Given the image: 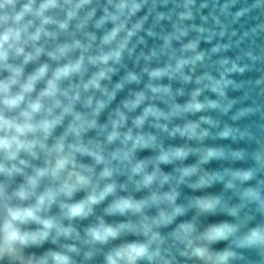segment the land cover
<instances>
[{
    "label": "water",
    "instance_id": "95a60500",
    "mask_svg": "<svg viewBox=\"0 0 264 264\" xmlns=\"http://www.w3.org/2000/svg\"><path fill=\"white\" fill-rule=\"evenodd\" d=\"M47 2L0 0V34L20 33L0 61V83L10 84L0 115L25 123L55 71L82 61L28 121L59 122L19 137L31 147L0 149V264H54V253L108 264L131 245L146 248L133 264H264V0H54L38 14ZM44 65L18 107L3 104ZM61 159L69 162L53 175ZM65 184L75 185L71 195ZM49 191L55 198L37 215L54 226L17 221L26 242H8L9 209L31 208ZM125 200L139 210H115ZM80 203L86 214L70 217ZM221 225L225 238L209 239ZM107 227L116 235L93 238Z\"/></svg>",
    "mask_w": 264,
    "mask_h": 264
},
{
    "label": "clouds",
    "instance_id": "9594fccd",
    "mask_svg": "<svg viewBox=\"0 0 264 264\" xmlns=\"http://www.w3.org/2000/svg\"><path fill=\"white\" fill-rule=\"evenodd\" d=\"M54 5V0H48L47 3L42 4L40 6V10L38 14H42V12L47 9L49 6ZM2 6V5H0ZM31 9V3L28 5H25L23 8V11L16 15L15 20L19 22L23 19V16L25 13L30 12ZM47 22V21H45ZM20 33L18 31H14L12 29H9L8 31L4 32L3 34H0V61H3L6 59V52L3 50L4 45L9 42L10 39H19ZM39 37V32L36 33V35L33 37V39H37ZM22 51V50H21ZM26 59H31V57H27ZM107 59V58H105ZM82 61H77L75 64H68L61 68H58L55 73L53 74V77L48 82L47 88L40 94V98H38L36 101L29 104V110L22 113V115L25 117L26 122L23 124L16 123L14 121L7 120L3 115H0V130L3 131H14L16 135H13L11 137L4 136L0 137V149L4 150H10L12 148V145L15 144L17 148H23V147H31V145H25L22 141H20L19 137L28 133V132H35L37 129L43 130L45 133L49 132L52 127L55 126L56 123L59 122V119L55 120H43L39 124L33 125L32 123L28 122L31 121L33 114L39 113L43 109V105L41 103V99L43 97H55L58 92L57 87V81H59L62 78L70 76L73 72H77L80 70ZM18 74V72H17ZM47 74V65L42 66L36 74L31 76L27 83L22 86V91L20 94L14 96V97H8L5 96V99H3V104H5L8 108H16L19 106V104L24 99V93H29L34 90V85L37 80L42 79ZM103 75V74H101ZM16 81L13 80L11 83H15ZM96 87L99 85L92 81ZM10 87L9 83H0V93L7 94L8 89ZM87 88L88 85H85ZM56 105L59 106V101H56ZM197 107H199L197 105ZM50 112V110H49ZM139 123V121H138ZM117 133L113 132L109 136V140L115 139ZM58 151L63 150V145L60 144L57 146ZM182 153H178V155H181ZM14 157V153L12 154ZM96 155V154H93ZM97 162H102L103 157L96 155ZM168 157L167 155H164L161 157V160L167 161ZM69 161L67 159H61L57 161L56 168L53 169L52 174L56 175L59 171H61L65 165ZM3 169L0 168V171ZM46 174V171L41 170L37 172V177L32 178L30 180V184L35 187L37 183V178L42 177ZM104 176H109L110 172L108 170H105L103 173ZM151 177L148 178L146 182H150ZM77 184H86L88 183L87 178L82 176H77L76 179ZM75 185H69L65 184L61 191L65 192L67 195H71V192L74 190ZM114 190V186L109 185L107 186L104 191H102L98 196L97 195H91L88 197V203L89 204H95L99 200H102L106 195L110 194ZM17 195L21 199L27 198L28 193L25 190H21L17 193ZM55 198V193L52 191L46 192L42 195H40L37 198L36 204L27 209H9L8 211V220L5 221L3 225V232L5 233V238L8 242L19 240L21 243L26 242V237L22 236L19 230L15 227V222L19 221L21 223L27 222L28 220H35L39 223H41L45 229H51L54 225L51 220H42L37 213L43 210L44 206L46 204L50 205ZM210 207V205H208ZM134 209L139 210V205H134L130 201H121L118 204L115 205V210L120 211L121 213L125 212L126 210ZM85 204L80 203L72 206H68V215L70 217H76V216H82L85 215ZM44 236L47 235V232L43 233ZM92 235L94 239L97 240H103L107 239L108 236H115L116 231L113 230L110 227L102 228V229H93ZM226 235V226L221 225L214 227L210 233H209V239H222L225 238ZM146 254V248L136 245H131L126 252L125 251H117L113 255H110L108 259V264H119V261L124 259L125 256H127V259L129 261V264H133L135 259L137 257L144 256ZM197 254H201L199 250H197ZM52 259L54 261V264H70L69 258L67 256L61 255L59 253H54L52 256Z\"/></svg>",
    "mask_w": 264,
    "mask_h": 264
}]
</instances>
